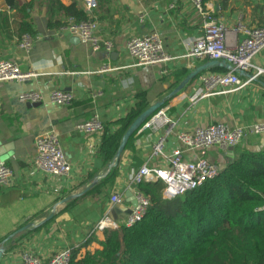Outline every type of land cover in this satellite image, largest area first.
I'll return each mask as SVG.
<instances>
[{"label":"crops","instance_id":"obj_1","mask_svg":"<svg viewBox=\"0 0 264 264\" xmlns=\"http://www.w3.org/2000/svg\"><path fill=\"white\" fill-rule=\"evenodd\" d=\"M22 1L33 2L31 22L37 30L29 53L18 47L16 10L0 0V60L14 61L21 71L33 74L26 81L0 82V163H7L14 172L12 185L0 187V246L5 250L0 264L19 263L25 251L49 260L66 248L79 249L83 255L101 250L106 237L104 230L97 229L98 222L109 216L117 228L124 225L133 207V181L139 169L145 164L167 165L165 157L153 152L162 132L142 127L113 164L116 156L110 160L102 151L104 134L84 135L76 130L79 121L95 112L103 118L109 134L122 137L128 129L124 120L139 107L143 112L158 101H164L162 107L176 123V132L219 122L231 126L264 123V74L238 91L196 100L203 77L227 70L215 66L170 96L192 71L207 62L185 57L187 43L202 34L207 14L224 19L228 44L235 47L244 37L239 23L264 26V0L207 2L202 12L189 0H96L92 10L87 8V0H61L65 5L76 3L97 21L98 34L114 43L110 53L93 51L61 28H48L51 13L56 20L71 21L51 6V0ZM154 31L161 33L172 59L154 66H131L127 41ZM254 62L264 69V50ZM106 66L111 68L102 71ZM163 70L167 72L163 74ZM253 74L249 71L242 77L249 80ZM56 90L72 92L73 103L61 106L44 101L29 107L18 101L25 91H41L48 100ZM97 92L103 95L92 99ZM49 130L58 135L71 163L66 176L55 177L35 166V138ZM179 147L176 136H169L164 153L169 155ZM262 149L264 134L249 135L234 149L212 147L208 159L223 168L244 150ZM113 169L116 173L107 179ZM113 195H119L120 201L112 202Z\"/></svg>","mask_w":264,"mask_h":264},{"label":"built area","instance_id":"obj_2","mask_svg":"<svg viewBox=\"0 0 264 264\" xmlns=\"http://www.w3.org/2000/svg\"><path fill=\"white\" fill-rule=\"evenodd\" d=\"M195 9L203 11L208 3H216L220 0H189ZM96 7V0H87V8ZM171 7H174L172 5ZM238 29L244 37L235 47L228 44V29L225 21L220 16L208 13L203 32L187 43L185 57L207 61H225L231 65L221 73L208 74L202 78L196 93V100L212 95L227 94L242 89L249 81L264 74V69L254 62V57L264 50V26L245 27L239 23ZM62 31L79 37L81 42L87 44L95 52L104 50L110 53L114 49V43L98 34V23L94 19L83 21L72 20L61 28ZM35 44V39L29 34H23L18 40L19 49L29 53ZM126 49L132 60L131 66L148 67L165 63L170 58L165 51V43L161 33L154 31L143 37H132L126 43ZM111 67L106 66L102 71ZM241 71H254L249 80H244ZM163 74L166 70L162 71ZM33 74L21 71L14 61L0 60L1 81H26ZM102 92L93 93L92 99L97 100ZM72 92L56 90L51 93L48 100L41 91H25L19 94L18 101L22 104L49 103L70 106L73 103ZM176 123L167 114V108L161 107L152 114L141 126L142 129L151 132H162L157 137L153 152L157 156L165 157V167H153L143 165L134 177L133 195L136 205L132 207L125 219L124 225L133 226L141 221L149 205L150 199L142 192L144 183L159 181L163 184L162 198L171 200L183 196L196 189L207 178L218 174L220 168L208 159V152L212 147L223 150L234 149L239 146L249 135L260 136L264 134V123H254L247 126H231L219 122L207 126L197 127L191 132H176ZM76 130L84 135H102L105 123L99 113L95 112L88 119L79 121ZM175 135L181 147L171 154L164 153V143L167 137ZM35 166L55 177L66 176L71 170L61 146L58 135L53 130L38 133L35 138ZM187 157V158H186ZM14 172L7 163H0V187H8L13 183ZM120 201L119 195L112 196V202ZM117 228L109 216L103 217L97 225L98 230ZM72 249L66 248L54 254L49 260L41 259L31 251H25L17 264H69L72 259Z\"/></svg>","mask_w":264,"mask_h":264},{"label":"trees","instance_id":"obj_3","mask_svg":"<svg viewBox=\"0 0 264 264\" xmlns=\"http://www.w3.org/2000/svg\"><path fill=\"white\" fill-rule=\"evenodd\" d=\"M16 10L18 34L35 38L31 22L33 2L5 0ZM51 6L66 18L89 19L76 3L51 0ZM66 23L49 16L48 28ZM124 120L125 129L142 112ZM102 151L116 156L121 135L103 133ZM116 173L113 169L107 179ZM163 184L141 185L150 205L133 226L105 229L103 248L97 252L72 250L69 264H264V149L244 150L217 175L207 178L183 196L164 200Z\"/></svg>","mask_w":264,"mask_h":264},{"label":"water","instance_id":"obj_4","mask_svg":"<svg viewBox=\"0 0 264 264\" xmlns=\"http://www.w3.org/2000/svg\"><path fill=\"white\" fill-rule=\"evenodd\" d=\"M76 41H80L79 37L75 36ZM215 66H220V67H224L226 69H231V65L226 63L225 61H217V60H213V61H207L206 63L198 66L194 71H192L186 78L185 80L171 93L170 96H174L175 94H177L178 92H180L190 80H193L195 78H197L199 76V74L207 69L213 68ZM246 72L241 71V75H245ZM29 107H35L40 105V103H28L27 104ZM164 105V101H158L156 103H154L153 105H151L150 107H148L146 110H144L132 123L131 125L128 127V129L126 130V132L124 133L121 141H120V145L119 148L117 150L116 153V159L114 160L113 164H117L119 161V158L121 157L128 141L129 138L143 125V123L152 115L154 114L159 108H161ZM157 181H155L156 183ZM89 188V187H88ZM86 191H83L82 193H79L80 196L82 194H84ZM132 204L133 206L136 205V199L134 197V195H132ZM25 228L19 229L18 231H16L14 234H17L21 231H23ZM5 253V250L0 246V261L3 257V254Z\"/></svg>","mask_w":264,"mask_h":264}]
</instances>
